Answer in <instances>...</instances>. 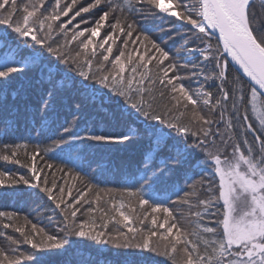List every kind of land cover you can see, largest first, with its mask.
Instances as JSON below:
<instances>
[{
	"label": "snow or ice",
	"instance_id": "snow-or-ice-1",
	"mask_svg": "<svg viewBox=\"0 0 264 264\" xmlns=\"http://www.w3.org/2000/svg\"><path fill=\"white\" fill-rule=\"evenodd\" d=\"M13 196L0 264H264V0H0Z\"/></svg>",
	"mask_w": 264,
	"mask_h": 264
},
{
	"label": "trees",
	"instance_id": "trees-1",
	"mask_svg": "<svg viewBox=\"0 0 264 264\" xmlns=\"http://www.w3.org/2000/svg\"><path fill=\"white\" fill-rule=\"evenodd\" d=\"M257 5L259 7L260 0H257ZM114 176H106L105 180L108 181L107 186H113L115 182ZM41 203H37L35 198L32 199L28 198H21L19 196H13L9 197L7 200L0 201V206H6L7 210H18L21 215L25 213H33L38 214L37 219L43 220L45 223H47L46 216L48 214L52 213V209H43L41 207ZM31 218V217H30ZM73 257H69L68 259H72ZM90 258L93 261V264H95V261L102 260L104 264H110L111 261H113L115 258L111 256L110 254L105 253L103 256H97L94 252L90 254Z\"/></svg>",
	"mask_w": 264,
	"mask_h": 264
}]
</instances>
